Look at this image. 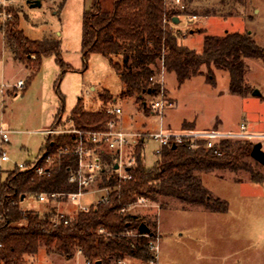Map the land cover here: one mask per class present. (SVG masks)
Masks as SVG:
<instances>
[{
    "label": "rangeland",
    "instance_id": "374dc122",
    "mask_svg": "<svg viewBox=\"0 0 264 264\" xmlns=\"http://www.w3.org/2000/svg\"><path fill=\"white\" fill-rule=\"evenodd\" d=\"M112 3L113 0H101L104 10H111ZM167 3L184 9L179 23L174 25L187 32L180 42L191 48L201 49L204 34L221 35L226 31L249 32L264 46V0H167ZM91 4L92 0H41L36 6L25 0H6L4 4L0 1V8L12 14L6 22H17L27 38H59L61 58L70 65L64 70L54 55L43 57L39 70L29 79L30 66L13 57L14 46L6 39L8 25L0 24V82L7 85L0 94V125L9 132L8 142H2L0 136V156L2 151L8 156L6 161L0 159V181L16 163L31 161L42 152L46 138L43 130L58 111L62 115L52 124L66 118L79 101L86 110L119 106L120 126L129 131L156 130L161 122L164 127L180 129L185 121L201 130L212 127L238 130L244 121L248 131H264V59L244 58L248 64L245 79L259 91L247 96L229 91V74L224 69L213 66L215 85L205 80L204 65L201 73L181 85L173 72L165 71V105L157 113L151 109L154 95L146 93L141 100L121 95L123 84L107 56L88 52L84 58L82 16ZM192 15L196 17L190 19ZM34 58L31 55L30 61ZM18 79L25 82L23 89L14 88ZM105 91L110 98L100 97ZM143 102L148 112L144 111ZM155 145L148 142L145 146L147 165L156 157ZM248 160L260 181L252 180L251 173L244 169L199 173L203 185L214 196L227 201L226 211H211L171 196L137 200L127 207L126 212L142 219L159 235L157 264H264V165L252 157ZM102 194H87L82 203L95 202ZM46 205L32 194L20 201L24 210L43 212ZM77 205V201L61 203V208L71 212ZM25 258L30 264H86L80 253L66 257L48 252L45 246ZM125 259L129 264H142L141 260Z\"/></svg>",
    "mask_w": 264,
    "mask_h": 264
},
{
    "label": "trees",
    "instance_id": "16d2710c",
    "mask_svg": "<svg viewBox=\"0 0 264 264\" xmlns=\"http://www.w3.org/2000/svg\"><path fill=\"white\" fill-rule=\"evenodd\" d=\"M183 13L181 6L169 5L167 0H113L111 10H104L101 0H92L82 16L84 58L88 52L107 56L123 84L121 95L136 96L137 100L143 99L146 93L159 92L160 84L150 78L157 75L162 66L166 72L175 74L178 85L201 73L202 65L207 69L205 80L215 85L213 66L224 69L229 74L231 93L251 94L254 88L245 79L248 64L244 58L264 59V46L249 32L226 31L221 35L204 34L201 49L191 48L180 42L187 32L175 28L173 23V17ZM7 25L6 39L14 46V56L30 66L29 79L46 56L54 55L64 70L70 67L61 58L59 38L32 40L18 29L17 22L8 21ZM31 55L35 56L33 62ZM25 86L24 82L22 89ZM100 97L108 99L110 95L105 91ZM142 105L148 112L145 102ZM61 113L58 111L55 119ZM68 116L77 127L90 129L103 128L112 117L104 109L86 110L80 101ZM182 127L193 128L192 123L186 121ZM69 142L67 135L46 136L42 151L56 154L58 148ZM253 144L249 140L224 139L213 148H204L202 144L191 148L187 142H182L175 147L164 146L150 165L144 161V145L138 144L134 148L133 166L125 169L130 178H119L111 166L103 173L99 184L109 188L106 199L90 205L87 210L66 214L67 222L62 219L56 226L51 222L54 206L47 204L43 212L24 210L20 207V196L76 190V185L67 180L76 157L72 154L56 156L44 175L21 172L14 167L0 181V264H30L25 256L35 255L41 246L66 257L73 256L79 249L92 264L98 260L101 264H117L119 259L125 258L148 262L153 254L147 244L155 231L150 227L147 234L140 230L143 220L126 212L127 207L138 197L157 200L158 196H171L211 211H226L227 201L214 196L203 185L199 173L244 169L251 173L252 180L260 181L248 160ZM103 157L111 162L114 154L107 152Z\"/></svg>",
    "mask_w": 264,
    "mask_h": 264
},
{
    "label": "built area",
    "instance_id": "2783aa9c",
    "mask_svg": "<svg viewBox=\"0 0 264 264\" xmlns=\"http://www.w3.org/2000/svg\"><path fill=\"white\" fill-rule=\"evenodd\" d=\"M0 1L1 4L6 2V0ZM11 17L12 14L9 11H6L5 8H0V24H6V21ZM195 17V15H192L190 19ZM164 72L165 70L162 66L157 75L150 78L160 84L159 92L154 95L155 100L151 104V109L157 113H161L165 105ZM6 86L5 82H0V94L4 93ZM13 86L16 89H22L24 81L18 79ZM104 110L111 114L112 117L107 120L103 128L98 129L79 128L69 116L66 118L61 117L57 125L52 124L45 128L43 132L46 136L67 135L70 138V142L58 148L56 154H46L42 151L38 157L31 161L15 164V167L21 172L33 171L39 175H44L50 170L56 156L72 154L76 157L75 165L69 169L70 172L67 179L69 183L76 185V190L68 192L43 191L36 196L38 201L55 207V214L51 217L53 226H56L60 220L64 219L66 214H72L80 209L87 210L90 205H96L106 199L109 188L100 186L99 184L103 173L109 171L111 166L114 167L115 163L118 164V168H114L118 177L121 179L130 178L125 169L133 166L135 162L134 148L138 144H143L144 149L148 142L156 144L153 149L155 156L161 153L164 146L172 145V143L187 142L191 148H197L199 144H202L204 148H213L224 139L249 140L253 143L259 142L261 149L264 151V131H248L244 121H241L238 130H221L217 127L205 130L195 128L171 129L164 127L161 122L159 128L156 130L129 131L121 128L119 124L118 115L121 113L119 106H107ZM8 133V130L0 125L2 142L9 141ZM107 152L114 154L111 162H107L103 157L104 153ZM0 159L2 161L8 160V156L4 151L1 152ZM93 192H102L103 194L95 202H90L89 204L82 203V197ZM145 199L148 198H137L138 201H144ZM72 201L78 202L77 208L73 211H66L60 207L61 203ZM64 222L66 223L67 219H64ZM129 233L132 232L130 231ZM158 245L159 235L154 234L150 236L147 246L153 256L148 262L142 261V264H157ZM86 264L92 263L86 260ZM117 264L129 263L126 259H119Z\"/></svg>",
    "mask_w": 264,
    "mask_h": 264
},
{
    "label": "water",
    "instance_id": "95a60500",
    "mask_svg": "<svg viewBox=\"0 0 264 264\" xmlns=\"http://www.w3.org/2000/svg\"><path fill=\"white\" fill-rule=\"evenodd\" d=\"M30 6H36V5H39L40 4V1L41 0H25ZM179 17L178 16H174L173 17V23L174 24H177L179 23ZM191 32H193V30H191ZM253 94H258L259 91L254 89L252 91ZM175 143H172V147H175ZM250 156L255 159L256 161H258L259 163L263 164L264 165V151L261 149V144L259 142H255L252 146V149H251V152H250ZM114 168H118V164L115 163L114 164ZM24 198V195L22 194L20 196V199H23ZM139 229L144 231V232H149L150 231V228L149 226L145 223V222H141L139 224ZM96 264H101V262L98 260L96 262Z\"/></svg>",
    "mask_w": 264,
    "mask_h": 264
},
{
    "label": "crops",
    "instance_id": "0c3cea01",
    "mask_svg": "<svg viewBox=\"0 0 264 264\" xmlns=\"http://www.w3.org/2000/svg\"><path fill=\"white\" fill-rule=\"evenodd\" d=\"M2 35H3V34H2ZM2 50H4V52H6V49L4 48V46H3V49H2ZM196 50H197V49H196ZM11 53H13V51H11ZM11 53H10V54H11ZM12 55H13V54H12ZM13 57H15V56L13 55ZM19 61H20V60H19ZM21 62H23V61H21ZM24 63H25V62H24ZM92 88H93V86H92ZM15 89H16V88H15ZM14 94H15V93H14ZM55 115H56V114H55ZM55 115H54V117H53V119H52L51 124L53 123V121H54V119H55ZM61 115H62V113H61ZM51 124H49L47 127H49ZM119 124H120V123H119ZM47 127H46V128H47ZM38 155H39V154H38ZM38 155H37V156H38ZM37 156H36V157H37ZM36 157H35V158H36ZM40 203H43V202H40ZM60 207H61V205H60ZM65 207H66V206H65ZM64 209H66V208H64ZM77 253H80V254L82 255V253H81L80 251H76V254H77ZM82 256H83V255H82ZM83 257H84V256H83ZM84 260H85V258H84ZM85 261H86V260H85ZM85 263H86V262H85Z\"/></svg>",
    "mask_w": 264,
    "mask_h": 264
}]
</instances>
